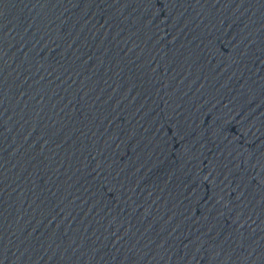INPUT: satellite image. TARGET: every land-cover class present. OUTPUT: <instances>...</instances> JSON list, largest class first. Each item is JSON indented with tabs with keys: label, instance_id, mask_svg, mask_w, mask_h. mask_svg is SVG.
Returning a JSON list of instances; mask_svg holds the SVG:
<instances>
[{
	"label": "water",
	"instance_id": "water-1",
	"mask_svg": "<svg viewBox=\"0 0 264 264\" xmlns=\"http://www.w3.org/2000/svg\"><path fill=\"white\" fill-rule=\"evenodd\" d=\"M0 264H264V0H0Z\"/></svg>",
	"mask_w": 264,
	"mask_h": 264
}]
</instances>
